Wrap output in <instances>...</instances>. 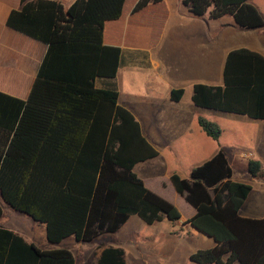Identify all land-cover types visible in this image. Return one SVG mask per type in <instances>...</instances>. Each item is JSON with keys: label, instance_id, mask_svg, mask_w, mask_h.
<instances>
[{"label": "trees", "instance_id": "1", "mask_svg": "<svg viewBox=\"0 0 264 264\" xmlns=\"http://www.w3.org/2000/svg\"><path fill=\"white\" fill-rule=\"evenodd\" d=\"M250 0H183L196 18L232 16L244 30L264 28ZM127 0H21L7 26L47 46L27 100L0 92V197L15 211L46 227L58 246L69 238L94 244L114 235L133 216L152 226L182 220L180 210L150 190L135 172L159 152L144 135L134 114L119 104L114 88L99 89L97 79H115L122 49L104 43L106 24L121 19ZM164 0H139L131 23L161 30ZM185 90L173 89L180 102ZM193 104L202 109L264 121V56L249 49L231 51L223 68V86L195 84ZM201 129L215 141L221 127L205 118ZM248 173L264 180L260 161ZM226 150L195 167L189 178L173 173L175 192L194 210L184 222L212 238L214 247L190 256L195 264H264V218L241 216L252 187L236 181ZM4 215L0 203V219ZM0 264H77L67 248L42 250L20 234L0 228ZM97 264H127L124 250L104 247Z\"/></svg>", "mask_w": 264, "mask_h": 264}, {"label": "crops", "instance_id": "2", "mask_svg": "<svg viewBox=\"0 0 264 264\" xmlns=\"http://www.w3.org/2000/svg\"><path fill=\"white\" fill-rule=\"evenodd\" d=\"M76 1L61 0L65 8H69ZM138 1L127 0L121 19L106 24L104 43L109 46L120 47L122 49V60L117 77L115 79H97L96 86L99 89L114 88L119 92V104L134 114L141 124L144 135L159 152L157 158L149 160L154 162L153 165H158L159 160H164L163 158L172 157L173 162H179L180 164L194 162L195 164L188 167V172L191 173L195 167L202 165L218 153L222 148L219 142L223 140L225 131L220 139L215 141L207 136L200 126L196 129L195 126L181 124L183 121L182 110L177 107V104L183 101L186 91L180 102H173L170 98L173 90L172 85L175 82L193 79L198 72L207 70L216 54H219V61L224 60V65L228 54L237 49H249L264 56L261 36L256 34L264 28L241 29L236 26L232 16L213 20L207 14L203 18H196L190 12V8L184 5L183 0H164L163 8L166 9L167 17L161 30L137 28L131 23L137 20L140 21L145 14L155 13L158 9L162 10V7L156 9L149 7L146 11L134 17L132 16V10ZM249 2L256 7L252 0ZM20 7L21 0H0V92L27 100L47 53V46L7 26L10 13L13 10L20 9ZM254 34H256L254 39L259 44L255 43L252 48L247 46L246 40ZM134 73L145 75L147 83L145 93L134 97L138 100L137 105L139 106L133 108L130 106L133 104V100L127 102L122 98V78L127 77V75H134ZM185 77L186 79H184ZM195 84H199V82L191 80V98ZM147 107L154 109L156 119L152 127H148L143 122ZM246 118L254 122L252 126L257 127V132L260 133V136L254 138V141L262 143L264 141V121ZM179 124L181 125L177 127ZM160 133L163 134V137L160 136ZM235 140L230 138L225 142V145L233 147ZM163 142H165L167 148L171 149L170 154L172 156H166L165 151L162 153L159 150ZM224 150L229 155L227 147ZM242 155L244 157L246 154ZM247 156L254 158L252 160L259 159L257 152L248 153ZM236 161L234 160V162ZM182 177L187 178L186 175ZM234 178L236 181H240L236 179V173ZM254 180L257 181L258 179L254 178ZM249 185L252 187V192L240 214L245 218L262 219L264 218V190L261 194L259 192L255 193L254 186ZM252 200L254 203H251ZM246 206H249L247 213L244 209ZM194 214L195 210L188 218L182 216L180 222L176 224L171 222L173 224L172 229L174 228L173 234L177 233L178 229L183 234L185 232L190 234L194 229L190 225H184V222L193 217ZM134 218H137V216L131 217L126 225L135 222L136 225L144 226L141 224L142 220L139 217V219ZM0 228L20 234L28 242L35 244L42 250L65 248L64 242L58 246H52L47 239V233L45 237H40V239L34 233L27 234L21 230L5 228L4 226H0Z\"/></svg>", "mask_w": 264, "mask_h": 264}, {"label": "rangeland", "instance_id": "3", "mask_svg": "<svg viewBox=\"0 0 264 264\" xmlns=\"http://www.w3.org/2000/svg\"><path fill=\"white\" fill-rule=\"evenodd\" d=\"M256 8L264 18V0H252ZM261 36V45L264 48V29L256 33ZM249 36L246 44L249 47L257 45L254 36ZM209 63V62H208ZM207 70L198 72L193 79L175 82L172 85L173 89L183 88L186 91V96L177 107L182 110L183 121L181 124L195 126L198 125V118H205L212 122H216L225 133L223 140L219 142L222 149L229 152L232 166L235 169L236 179L246 184H252L255 193H260L264 190L263 180H254L248 173V163L254 159L247 156L248 153L257 152L258 158L264 168V141L262 143L254 141V138L260 136L257 132V127L252 126L254 122L246 117L228 114L215 110H208L196 107L191 98V80L199 83H205L210 86H223V66L224 60L219 61V54H216L215 59L208 65ZM186 79V77L184 78ZM122 98L127 102L133 100L131 107L137 105V99L134 97L141 96L146 90L145 75L134 73V75H127L122 78ZM143 122L152 127L155 124L156 117L154 116V109L148 108L144 116ZM237 119V120H234ZM179 124L177 127H179ZM179 129V128H178ZM163 137V134L160 133ZM230 138L236 139L235 145H225ZM241 139V140H240ZM166 156H172L171 149L165 146V142L159 147ZM242 154H246L244 157ZM159 160L158 165H153V161H147L136 166V174L144 180L146 186L174 204L181 212L184 218H188L194 209L185 202L173 189L170 183V174L176 172L180 175L190 177L188 167L195 164L194 162H186L180 164L173 162V158H163ZM234 160H237L234 162ZM257 195V194H256ZM3 205L4 216L0 221V226L5 228H15L27 234H36L41 237L46 236V227L44 224L33 221L30 217L21 214L1 199ZM251 203H254L252 200ZM250 203V204H251ZM245 213L249 210L246 206ZM134 219H139L134 218ZM141 221V220H140ZM144 226L136 225L135 222H130L120 232L114 235L104 236L97 243L87 244L79 243L74 238H69L64 241L65 248L71 250L76 257L77 264H97L99 256L104 247L113 245L124 250L127 264H195L191 262L190 256L199 250L210 249L215 246L216 242L195 230L190 234L186 232L183 234L180 229L173 234L172 223L165 220L162 223L148 226L141 221ZM40 238V239H41Z\"/></svg>", "mask_w": 264, "mask_h": 264}]
</instances>
